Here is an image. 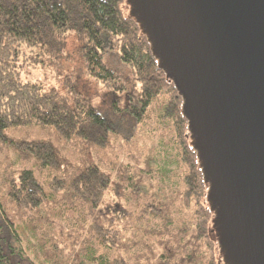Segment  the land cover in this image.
<instances>
[{
    "label": "trees",
    "instance_id": "obj_1",
    "mask_svg": "<svg viewBox=\"0 0 264 264\" xmlns=\"http://www.w3.org/2000/svg\"><path fill=\"white\" fill-rule=\"evenodd\" d=\"M71 33L80 41L83 71L104 89L123 93L129 86L106 56L109 45L117 50L133 77L128 101L100 110L70 73L63 84L23 78L29 67L57 62ZM181 103L127 0H0V144L11 143L17 153L16 161L0 160V264H35L16 233L22 212L67 207L80 214L71 221L78 224L77 253L65 264H224ZM153 104H160V155L144 152L145 166L134 152L132 162L116 155L115 174L87 158L71 160L48 139L17 140L7 131L51 126L67 145L78 139L108 148L112 135L129 142ZM31 158L69 168L50 179L51 199L34 168L23 165ZM112 184L120 187L119 198L104 202Z\"/></svg>",
    "mask_w": 264,
    "mask_h": 264
},
{
    "label": "water",
    "instance_id": "obj_2",
    "mask_svg": "<svg viewBox=\"0 0 264 264\" xmlns=\"http://www.w3.org/2000/svg\"><path fill=\"white\" fill-rule=\"evenodd\" d=\"M181 96L224 264H264V0H127Z\"/></svg>",
    "mask_w": 264,
    "mask_h": 264
},
{
    "label": "rangeland",
    "instance_id": "obj_3",
    "mask_svg": "<svg viewBox=\"0 0 264 264\" xmlns=\"http://www.w3.org/2000/svg\"><path fill=\"white\" fill-rule=\"evenodd\" d=\"M106 56L110 66L118 72L129 86L123 93L104 89L101 84L95 82L83 71L80 41L75 33L68 36L67 50L60 54L57 62L40 65L36 68L29 67L30 73L24 72L23 78L38 79L45 83L63 84L66 73H70L77 88L89 97L100 110L109 109L116 99L117 101H128L134 93V84L130 67L119 59L117 50L109 45ZM149 112L150 116L137 127L135 135L129 142L120 136L112 135V141L108 148L82 142L78 139H73L72 143L69 141L70 143L67 145L51 126H18L10 127L7 131L11 138L17 140L35 137L48 139L54 145H58L71 160L77 161L80 158H87V160L96 162L103 170L115 174L112 166L116 155L121 160L132 162L129 153L134 152L137 154L136 157L141 159L140 164L142 166H145L146 155L144 152L153 156L160 155V153L157 154L162 140L159 127L160 104H153ZM10 144H0L1 161L6 157L16 161L17 153ZM128 146H130V150L127 148ZM151 163L154 164V161L152 160ZM23 165L34 168L35 174L47 192L49 199L53 196L50 179L62 169L69 170L65 164H61L58 169L54 166H42L35 162L33 158L24 162ZM119 189V186L112 184L105 193L104 202H108L113 198L118 199ZM22 213L19 218H15L16 233L24 252L35 264H65L70 255L77 253L75 245L79 239L76 228L78 224L71 223V221L75 219V215L80 214L78 209L67 207L64 212L60 213L57 209L47 211L45 208H41L38 212L33 209ZM32 218L41 220V222L30 224L29 221ZM119 226L120 224H118Z\"/></svg>",
    "mask_w": 264,
    "mask_h": 264
}]
</instances>
